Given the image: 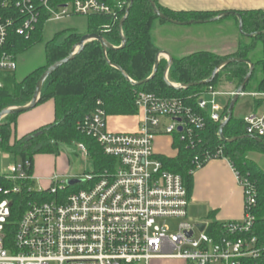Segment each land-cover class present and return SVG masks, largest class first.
<instances>
[{"label":"built area","instance_id":"2783aa9c","mask_svg":"<svg viewBox=\"0 0 264 264\" xmlns=\"http://www.w3.org/2000/svg\"><path fill=\"white\" fill-rule=\"evenodd\" d=\"M127 6L118 2L111 7L100 0H0V72H16V58L7 51L10 39L13 35L28 39L43 14L47 22H57L71 16H118ZM207 94L230 99L235 92L209 88ZM247 96L261 111L242 119L245 134L264 141V92ZM135 104L143 112L135 133L108 132L100 109L81 125L82 133L98 144L111 165L77 179L82 181L79 185L69 187L66 181L73 178L55 176L48 188L35 187L28 163H15L0 174V264H242L259 257L256 239L245 237L254 223L253 185L237 177L244 218L223 223L222 236L211 237L208 225L200 231L188 220L189 199L182 179L165 171L154 151L157 136L181 133V139L188 138L204 128L205 115L223 124L225 108L213 101L208 108L201 98L196 112L178 99L142 92ZM76 146L88 157L85 146ZM20 195L25 196L22 213L13 221L14 197Z\"/></svg>","mask_w":264,"mask_h":264},{"label":"trees","instance_id":"16d2710c","mask_svg":"<svg viewBox=\"0 0 264 264\" xmlns=\"http://www.w3.org/2000/svg\"><path fill=\"white\" fill-rule=\"evenodd\" d=\"M60 1L64 0H55V2ZM100 1L111 7L118 2H127L128 6L118 16L105 14L87 16L86 34L98 35L111 46L118 48L121 45L120 21L128 11L121 27L122 35L126 40L124 47L108 50L104 55L97 41L89 42L79 55L45 81L37 106L49 100L53 101L54 121L50 125L17 139L13 138V134L19 115L8 116L0 123V149L12 155L15 160L20 157L22 164L28 163L29 174L34 157L58 156L65 147L78 144L86 147L88 158L94 168L93 172L102 173L111 165V160L103 154L93 139L82 133L81 125L86 118L97 109L102 110L106 118L136 116L139 111L135 104L136 97L141 92L151 93L160 98L178 99L188 108L199 112L197 105L209 88L215 90L221 83H226L238 89L247 76L249 66L244 62H234L223 67L211 84H201L207 81L214 70L228 59L247 61L253 66V74L243 93L251 90L264 92L263 12L235 13L241 16L243 34L254 36L247 38L240 34L237 49L232 55L219 56L200 51L182 58H172V66L167 75L169 82L174 85L199 84L188 89H175L165 82L164 74L167 66L165 60L159 61L153 78L145 82L151 76L156 57L160 52L153 40V26L155 23H165L154 14L149 0ZM152 1L160 13L180 23L211 22L223 14L174 12L164 9L157 4L156 0ZM46 22L47 16L43 14L28 39L13 35L7 51L16 58L18 54L24 53L35 43L41 42ZM86 34H79L74 30L57 33L45 44L44 65L21 81H17L13 73L0 72V112L27 105L44 71L56 62L67 58L81 37ZM117 69H120L129 81ZM133 83L142 84L138 86ZM228 107L229 104L225 108L226 113ZM204 117V128L194 131L190 137L181 139V133L171 135L172 147L177 152L175 157L158 156V159L165 171L181 177L188 199L192 191L194 172L214 159L227 160L240 182L246 180L253 185L256 192L255 205L250 213L254 217V223L245 237L256 239V247L261 254L256 259L244 260L242 264H264V171L248 158V155L253 152L264 154V141L258 142L248 137L245 134L243 120L233 116L224 126L222 135L224 140L234 141L221 140L218 135L220 124L214 123L206 115ZM197 165L200 167L198 168ZM24 200V195L14 197L11 220H16L22 213L23 208L20 206L24 204ZM222 227L223 223L211 221L208 224L207 234L215 238L220 237Z\"/></svg>","mask_w":264,"mask_h":264},{"label":"crops","instance_id":"0c3cea01","mask_svg":"<svg viewBox=\"0 0 264 264\" xmlns=\"http://www.w3.org/2000/svg\"><path fill=\"white\" fill-rule=\"evenodd\" d=\"M156 1L164 9L174 12L238 13L261 11L264 14V0ZM236 20L235 17L229 16L214 22L188 26L155 23L153 26V40L159 51L168 53L172 58H182L200 51L228 56L235 53L240 41ZM222 26L225 27L223 33L220 31ZM164 43H170L173 47L169 48L171 47L169 46L167 48ZM160 60L167 62V57L161 56ZM228 86L232 87L233 85ZM236 90L235 88L228 92L219 93H234ZM256 92L254 90L244 94L247 96ZM255 111L260 112L261 108L254 101L253 112ZM142 119V111H138L136 116H109L106 118V130L110 133H135L138 131ZM53 121L54 106L53 101L49 100L26 113L20 114L16 119L14 134L19 132L20 136H26L41 127L50 125ZM154 151L157 156L169 158L175 157L177 153L172 147V137L166 135L157 136L154 142ZM30 175L33 177L35 185L44 189L49 187L50 179L55 176L80 179V175H77L74 169H61L58 171L55 167H34L33 164ZM187 214L188 220L197 226L208 225L211 221L220 224L237 222L244 218L243 189L227 160H211L194 172Z\"/></svg>","mask_w":264,"mask_h":264},{"label":"rangeland","instance_id":"374dc122","mask_svg":"<svg viewBox=\"0 0 264 264\" xmlns=\"http://www.w3.org/2000/svg\"><path fill=\"white\" fill-rule=\"evenodd\" d=\"M88 28V19L86 16H71L67 19L61 21H48L45 23L42 32V41L35 43L24 53L18 54L16 57L17 70L13 74L16 77L17 81H21L28 74L40 68L45 63V44L52 40L57 33H60L65 30H74L79 34H86ZM225 27L222 26V33L224 32ZM164 46L167 48H172L173 45L170 43H164ZM229 84L221 83L216 91L218 92H228L229 90H234L235 86H228ZM251 90L249 92H252ZM232 97L229 99L227 96H220L212 98L211 95L205 94L202 96V101L210 108V103L213 101L220 109L225 108ZM254 101L248 96H240L237 103L233 107L232 116L236 119H243L246 116L253 113ZM17 132L13 134V138L20 139L23 136H20ZM165 146V141L163 142ZM248 158L254 162L260 169L264 171V154L253 152L248 155ZM22 165V159L20 157L15 158L12 155L7 154L4 150L0 149V174H6L7 169L14 165ZM33 166H41L56 168L58 171L61 169H74L77 175H80V178L84 175H90L93 173V165L90 159L78 151L76 145H71L65 147L58 156H36L33 159ZM35 187H37L35 185ZM78 188V187H76ZM154 264H184L181 261H157Z\"/></svg>","mask_w":264,"mask_h":264},{"label":"water","instance_id":"95a60500","mask_svg":"<svg viewBox=\"0 0 264 264\" xmlns=\"http://www.w3.org/2000/svg\"><path fill=\"white\" fill-rule=\"evenodd\" d=\"M132 1L133 0H131V2ZM149 3L151 5V8H152L154 14L158 17V19L161 20V21H164L165 23H169V24L176 25V26H188V25H191V24H200V23H203L201 21L184 22V23H180V22L174 21V20L166 17L162 13H160L157 10V7H156L155 3L152 0H149ZM127 14H128V11L126 12V14L123 17V19L120 21L119 28H120L121 45L118 48H115V47L111 46L102 37H100L98 35H95V34H86V35H83L81 37V39L79 40V42L77 43V45L72 49L71 54L67 58H65V59H63L61 61L56 62L55 64L49 66L44 71V73L41 75V77L37 81L36 87H35V90H34V93H33V97H32L31 101L27 105L22 106V107H12V108H8V109H5V110H3V111L0 112V123L2 122V120L4 118H6L8 116L20 115V114L26 113V112L34 109L37 106V104H38V102L40 100V95H41V92H42V89H43V86H44L45 81L54 72H56L59 68H61L63 65L67 64L68 62L72 61L77 55H79L83 51L84 46L87 43L92 42V41H97L101 45V48H102V51H103L104 55H106V52L108 50H117V49L123 48L124 45L126 44V40H125V38L122 35L121 27H122V24H123L124 20L127 17ZM229 16H233V17H235L237 19V21H238V29H239V33L240 34H242L244 37H247V38H251V37L254 36V35H246V34H243V32H242V19H241V16L239 14H235V13H232V12H230V13H223V14L219 15L218 17H216L215 19L211 20V22L216 21V20H219V19H222V18H226V17H229ZM262 34H264V32ZM161 56H166L167 57V66H166V69H165L164 79H165V82L167 83L168 86H170L172 88H175V89H188V88H191V87H194V86L199 85V84L174 85L171 82H169V80L167 78V75H168L169 69L172 66V57L168 53L163 52V51H160L158 53V55L156 57L155 65H154V68H153V72H152L151 76L145 82H148V81H150L153 78L154 74L156 73V70H157V67H158V64H159V61H160V57ZM234 62H244V63H246L249 66V72H248L247 76L245 77L244 81L242 82V84L236 90L234 96L232 97V99H231V101L229 103V107H228V110H227V113H226L227 114L226 121L223 124H221L220 127H219V133H218V135H219V137H220L221 140H224L223 135H222V130H223L224 126L227 124V122L232 117L233 107L235 106V104L238 101L239 97L244 94L243 91L245 89V86L249 82L250 77L253 74V70H254L253 69V66L249 62H247V61H242V60H239V59H228V60L224 61L223 63H221L214 70L213 74L211 75V77L207 81H204V82L201 83L202 85L211 84L214 81L217 73L223 67H225L228 64L234 63ZM117 70H119L124 75V77L129 81V79L127 78V76L120 69H117ZM133 84L140 86L142 83H138V84L133 83ZM178 131L180 132L181 129L179 128ZM256 140L258 142H261V140H259V139H256ZM224 141H226V142H233L234 140H224ZM81 182H82L81 180H77V179H68L66 181V183H67V185L69 187L79 185ZM197 228L200 231H203V229L205 228V225L204 224L198 225ZM188 236H191V234H188Z\"/></svg>","mask_w":264,"mask_h":264}]
</instances>
